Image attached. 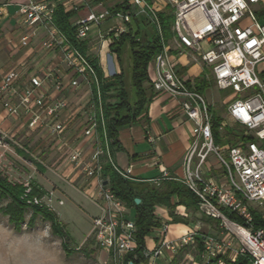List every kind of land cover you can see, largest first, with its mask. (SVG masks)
<instances>
[{
  "label": "built area",
  "instance_id": "built-area-1",
  "mask_svg": "<svg viewBox=\"0 0 264 264\" xmlns=\"http://www.w3.org/2000/svg\"><path fill=\"white\" fill-rule=\"evenodd\" d=\"M126 1L127 10L113 12L103 7L80 18L75 24L76 42L85 41L92 28L99 27L109 18L131 23L133 14L149 15L160 31L158 9L153 4L147 0ZM167 2L174 9L172 28L179 45L208 67L219 89L242 94V97L229 102L226 108L228 120L242 127V131L234 143H215L212 113L205 95L181 76L165 44L152 61V88L180 99L183 112L194 122L190 145L184 156L185 173L174 179L196 195L199 212L219 220L224 229L221 237L192 230L176 240H168L169 224L162 223L152 228L158 245L152 249L145 247L143 257L148 264H156L165 250L176 253L194 244L197 235H201L203 250L199 254L200 262L192 259L193 264H233L238 255L247 256L251 264H264V228L253 227L252 214L253 208L264 207V16L259 18L254 9L255 6L264 8V0ZM7 5L0 0V22L6 15ZM17 7L16 20L26 29L20 44L27 46L37 38L45 49H59L64 64L75 69L91 89L92 98L84 110V134L93 138L94 149L88 160H84L79 149L73 150L69 160L75 168L82 167L87 178L98 181V190L91 199L101 207L102 213L92 218L93 239L100 248L112 254L113 264H131V260L126 262L125 259L137 247L136 223L125 202L106 183L102 170L104 158L126 178H130L132 166L121 170L114 165L112 139L105 131L94 67L79 47L56 26L55 1L26 0L18 3ZM122 31L117 28L115 36ZM46 79L53 82L58 92L63 91L64 81L58 74L50 73ZM44 81L39 75L24 80L19 71L11 70L0 80L1 102L10 115L27 116L28 131L43 130L54 141H61L66 130L61 114L69 102L64 97L49 100L42 90ZM93 84L97 86V101L93 98ZM78 86L77 79L71 80V87ZM227 126L223 120L220 130ZM150 141H153L151 137ZM0 146L7 148L3 134L0 135ZM211 155L223 169L220 177L211 173ZM52 195L53 192L35 195L28 204L53 209ZM224 210L234 214L237 220L229 219Z\"/></svg>",
  "mask_w": 264,
  "mask_h": 264
},
{
  "label": "crops",
  "instance_id": "crops-1",
  "mask_svg": "<svg viewBox=\"0 0 264 264\" xmlns=\"http://www.w3.org/2000/svg\"><path fill=\"white\" fill-rule=\"evenodd\" d=\"M2 1L8 5L5 7L6 15L0 22V80L11 70L19 71L24 80L32 75H39L45 79L42 90L49 100L64 97L69 102L68 108L61 114L66 127L64 140L54 141L43 130L28 131L27 116L23 118L10 115L4 109L0 98V132L5 136L7 144V148L4 149L11 150L12 142L16 144V151L20 153V151L29 150L38 160L37 162L31 160L33 168L31 178L45 189L47 194L53 192V209L58 216L57 205H64V197H69L73 203L92 205L93 210L97 211L95 215L88 213L92 223V218L102 213L101 207L91 199V196L98 190V181L95 178H87L83 168H75L69 160L70 154L75 149L82 151L84 160L89 159L94 149L93 138L84 134V110L92 98L91 89L75 69L64 64L59 49H45L37 38L29 45L22 46L20 40L26 29L16 20V13L17 4L26 0ZM123 1L111 0L107 3L94 4L92 0H62V3L67 10H75L70 19L72 25H75L91 10H101L103 7L112 9ZM106 21L89 32L85 40L87 43L85 55L99 62L105 77L123 73L129 99L131 103H134L137 96L132 82L133 61L130 42L127 41L124 44L119 58L110 50L113 40L128 30V23L112 18ZM129 24L134 29L136 28L133 20ZM117 28L123 31L115 36ZM166 45L181 76L187 83L197 87V78L209 69L201 61L196 60L191 51L180 46L176 39L172 46L169 43ZM55 70L58 72L55 73ZM149 71L152 78V62L149 65ZM53 72L64 81L65 87L62 92H58L53 82L46 79ZM73 79L79 82L76 88L71 87ZM146 88L148 94L153 96L147 114L119 130L118 146L120 148L116 146L111 149V152L114 165L118 169L124 170L132 166L130 178L160 186L163 180L184 175V156L190 145L194 122L188 119L183 112L180 99L164 92H157L153 88L150 90L148 83ZM132 91L135 94L133 98L131 97ZM108 101L114 103L117 100L111 98ZM150 137L153 141H150ZM209 161L211 164L214 163L210 158ZM49 162L53 164L50 165ZM56 164L59 165L60 172L62 171L61 175L53 169ZM214 167L216 168L212 164V175L220 177L222 173L219 170L215 174L214 170L218 169ZM176 203L177 198L172 197V208L165 204H157L154 210L160 225L169 224V231L166 235L168 240H176L192 230L199 234L208 232L206 226L211 225L210 217L202 215L198 207L188 208ZM127 209L132 217L134 210L128 207ZM59 219L61 220L60 216ZM44 231L48 230L17 231L1 225L0 264H113L112 254L107 249L99 247L92 237V230L85 243L74 248L75 250L84 248L86 262H80V260H72V262L71 256L65 251L62 238L54 234V237H50ZM145 241L147 249L158 245L156 234L152 231ZM197 242L196 239L194 244L176 253L165 250L163 255L157 259L156 264H193L192 259L200 262ZM66 249L71 248L67 246ZM138 264H148V262L143 258Z\"/></svg>",
  "mask_w": 264,
  "mask_h": 264
},
{
  "label": "trees",
  "instance_id": "trees-1",
  "mask_svg": "<svg viewBox=\"0 0 264 264\" xmlns=\"http://www.w3.org/2000/svg\"><path fill=\"white\" fill-rule=\"evenodd\" d=\"M52 1H55L56 3L54 11V22L56 26L63 34L68 36V38L74 42L76 46L79 47L81 52L85 54L87 51V43L86 41L81 43L76 42V26L72 25L70 21L71 17L75 13V10H67L62 3V0ZM92 1L94 4H102L111 0ZM147 2L152 4L153 0H147ZM127 7V1L124 0L122 3L112 8V11L127 10ZM157 15L160 22V31L155 26V29L151 33H148V31L141 26V23H144L145 21L142 14H133L132 20L134 21L136 28L134 29L128 23V30L122 32L119 37L113 40L110 44V50L119 58L124 44L127 41L130 42L133 61L132 82L137 96V100L134 103H131L129 99V94L124 85L123 73L105 77L99 62L96 59H89L94 67L98 80L103 115L105 119V131L108 137L112 139L111 149L116 146L117 148H120V146H118V134L122 127L136 122L139 117L147 114L148 106L153 98L151 94H148L146 88L147 83L150 85L149 89L151 90L152 88L149 65L153 61L156 54L163 50L164 45L175 37V32L172 28L175 18L172 6L168 3L163 9L158 10ZM196 84L197 88L201 91L211 85L210 79L207 78V72H203L197 78ZM92 91L93 98L97 101V86L95 84H93ZM111 98H116L117 101L111 103L108 101V99ZM222 121L223 118L221 116L212 114L214 140L218 145L231 143V137H233L231 131L229 132V126H227L224 131L220 130ZM100 130L101 132L103 131L102 127ZM20 153L24 154L23 151H20ZM102 176L107 181L108 186L114 194L122 199L128 208L134 210L133 219L137 227V247L134 252L127 255L125 259L126 262L127 260H131L134 264H138L144 258L143 251L146 247L145 239L151 233L152 228L159 227L160 225V221L154 214L155 206L157 204H165L172 208V197L177 198L176 204L184 205L188 208H197L199 204L196 195L180 181L176 179H166L163 180L160 186H154L147 181L126 178L117 171L107 158H104L103 160ZM33 186V193L35 195L43 196L46 194V191L40 188L37 184H33ZM22 191V184L13 183L6 175L0 172V198L9 199L6 207H0V211L9 215L10 219L14 223L20 224L23 221L27 210L31 209L32 213L39 214L43 217V219L51 222L53 233L64 239L63 246L66 247L69 236L63 228V225L58 219L56 213L48 209H43V207L27 204L26 201L21 199ZM136 198L141 200L140 203H136ZM223 212L229 219L237 220L234 214L229 211L224 210ZM252 214L253 227L264 228V214L257 208L252 209ZM202 238L203 237L201 235H197L196 237L200 252L203 250ZM234 264L251 263L249 262V258L247 256L238 255Z\"/></svg>",
  "mask_w": 264,
  "mask_h": 264
},
{
  "label": "rangeland",
  "instance_id": "rangeland-1",
  "mask_svg": "<svg viewBox=\"0 0 264 264\" xmlns=\"http://www.w3.org/2000/svg\"><path fill=\"white\" fill-rule=\"evenodd\" d=\"M152 4L158 10H161L168 4V2L167 0H153ZM254 9L259 18H261L262 15L264 16V8L259 9V7L255 6ZM142 16L145 19L144 23H141V26H143L142 28L147 30L148 33H151L155 29V23L152 21L151 17L148 16L147 14L143 13ZM174 42H175V37H173L168 43L169 45L172 46ZM207 78L210 79L211 85L205 88L204 90L202 91L200 90V91L203 92V94L205 95L210 105L212 114H215L216 116H221L223 120L227 122L229 126V132L231 131L232 136H233L231 137L232 139L231 143H233L238 140L239 138L238 135L239 133H241L242 127H239L228 120V117L226 116V108L229 102L242 97V94L236 93L232 90L219 89L214 82V78L210 70L207 71ZM131 97L132 98L135 97L134 91L131 92ZM0 135H1V132H0ZM11 144H12L11 150L9 149L6 150L4 148H1L0 146V172L6 175L8 179L12 181L13 183L22 184L23 191L21 193V199L23 201H26V203L28 204V200H33V196H35V194L33 193L34 191L33 184H37L35 180L31 178L32 177L31 175L33 172L31 162L32 161L37 162L38 160H36V158L32 155V153L29 150L28 151L24 150L23 151L25 154L24 155L16 151L17 147L15 148L16 146L15 143L11 142ZM210 160L214 162L212 164H214L216 168L218 169V170H214L215 174H217L219 170H220V173H223V169L221 165L218 163L215 156L211 155ZM49 164L52 165L53 163L49 162ZM216 168L214 167V169ZM53 169H55V171H57L61 175L62 171L60 172L58 164L54 165ZM43 190L46 191L45 189ZM64 201H65L64 205L62 206L57 205L56 207L57 211L59 212V216L61 217V220L64 223L59 219L57 212H55L53 209H48L46 207H43V209H48L56 213L58 219L61 221V224L63 225V228L67 232L69 239H67L68 242L66 245L71 249L66 250L67 246L64 248H65V251L67 252V255L71 256L70 258L71 261L80 260V262H86V260L84 259V253H83L84 248H81L79 250H75L74 248H77L78 246L85 243L88 234L93 229V225L91 223L90 216L88 215V213L95 215L97 211L93 210L91 204L79 205L77 203H73L69 197H64ZM8 202H9V199L0 198V207L5 208ZM258 210L264 214V207L258 208ZM209 222H211V225L206 226V229L208 231L206 233L214 234V235L221 237L222 231L224 228H222V226L219 224V220L209 218ZM1 225H4L12 230L14 229L17 231H21V230L31 231L35 229H47L48 231H44L46 235H50V237H54V235H56L55 233H53L51 222L43 219V217L39 214L32 213L31 209L27 210V212L24 215V219L20 224L14 223L10 219L9 215L0 211V240H1ZM62 240L64 242L63 238ZM90 243L93 245H96L94 242H90Z\"/></svg>",
  "mask_w": 264,
  "mask_h": 264
},
{
  "label": "water",
  "instance_id": "water-1",
  "mask_svg": "<svg viewBox=\"0 0 264 264\" xmlns=\"http://www.w3.org/2000/svg\"><path fill=\"white\" fill-rule=\"evenodd\" d=\"M106 183H107V181H106ZM140 199L139 198H136V203H140ZM131 264H134V263H131Z\"/></svg>",
  "mask_w": 264,
  "mask_h": 264
}]
</instances>
